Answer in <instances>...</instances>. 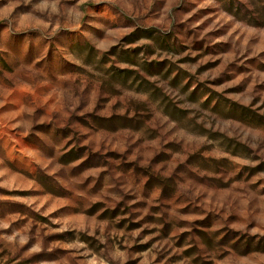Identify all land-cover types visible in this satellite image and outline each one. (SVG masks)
Masks as SVG:
<instances>
[{
    "label": "clouds",
    "instance_id": "1",
    "mask_svg": "<svg viewBox=\"0 0 264 264\" xmlns=\"http://www.w3.org/2000/svg\"><path fill=\"white\" fill-rule=\"evenodd\" d=\"M28 187L0 264H264V0H0V188Z\"/></svg>",
    "mask_w": 264,
    "mask_h": 264
},
{
    "label": "rangeland",
    "instance_id": "2",
    "mask_svg": "<svg viewBox=\"0 0 264 264\" xmlns=\"http://www.w3.org/2000/svg\"><path fill=\"white\" fill-rule=\"evenodd\" d=\"M202 11H207V10H202ZM166 46V42H165ZM219 47V46H217ZM195 50V49H194ZM207 67V66H206ZM77 158L76 155L74 154H69L68 159H75ZM83 167V166H81ZM40 183L43 185L45 188V191H47L50 194H58L59 189H57L56 185L50 182V178L42 177L40 180ZM0 192H5L7 195L12 196V195H17L20 197H38L40 196L39 191H34L31 187L25 188L23 191H15V192H7L5 189L0 188ZM48 207L47 201L44 202L43 207L41 208V211H43L45 208ZM26 208V205L23 203H20L19 201H13V200H0V213L3 212H14V211H19L21 209ZM64 209L60 208L56 212H52L51 215L55 216L59 212H63ZM36 215V214H34ZM36 219L40 220L41 222L45 221V217H40L36 215ZM16 223H20V221H17ZM135 227V226H132ZM54 237H49V239H53Z\"/></svg>",
    "mask_w": 264,
    "mask_h": 264
}]
</instances>
